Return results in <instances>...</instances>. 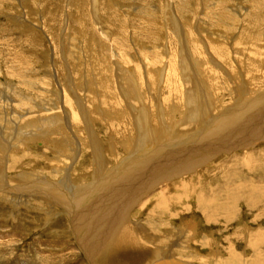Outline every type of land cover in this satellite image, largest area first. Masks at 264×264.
<instances>
[{
    "label": "rangeland",
    "instance_id": "1",
    "mask_svg": "<svg viewBox=\"0 0 264 264\" xmlns=\"http://www.w3.org/2000/svg\"><path fill=\"white\" fill-rule=\"evenodd\" d=\"M13 68L19 77L11 74ZM0 95L14 100L12 108L0 110V118L17 110L29 119V109L35 112L28 140L25 130L16 140L10 138L14 132L3 129L10 145L0 140V176L9 186L25 188L30 180L23 183L24 175L32 179L27 184L37 176L63 180L62 171L54 174L59 166L69 171L67 189L78 191L73 201L81 210L83 197L99 184L106 189L136 173L145 174L138 180L151 183L134 200L133 185L123 182L102 208L112 204L115 216L106 220L113 222L99 227L95 236L98 243L100 235L113 238V226L140 229L147 248L136 263L130 261L134 254L101 252L92 258L94 241L82 249L80 231L57 201L48 204L37 195L15 205L12 194H5L0 200V264H155L164 257L156 258L155 247L160 252L182 231L193 240L190 248L181 245L186 251L174 249L177 262L180 250L196 253L208 264L231 254L243 264L264 262V121L251 148L229 152L226 146L216 152L221 136L235 140L228 135L263 113L256 114L264 108V0H0ZM22 99L28 108H20ZM225 112L231 127L212 136L218 128L209 127L210 121ZM142 113L147 130L140 125ZM74 114L77 124L70 121ZM251 123L243 124L255 132ZM210 150L216 153L213 158H202ZM134 159L140 161L118 171ZM158 162L163 170L153 167ZM182 162L190 167L167 173ZM152 167L157 169L153 174ZM162 189L165 199L158 195ZM213 199L217 205L209 208L207 201ZM118 208L121 216L115 213ZM148 220L172 235L153 233ZM146 235L158 236L164 245L151 244ZM186 262L199 264L196 259Z\"/></svg>",
    "mask_w": 264,
    "mask_h": 264
},
{
    "label": "bare ground",
    "instance_id": "2",
    "mask_svg": "<svg viewBox=\"0 0 264 264\" xmlns=\"http://www.w3.org/2000/svg\"><path fill=\"white\" fill-rule=\"evenodd\" d=\"M51 24V23H50ZM202 28V27H201ZM36 40V39H35ZM263 52V51H262ZM209 56V55H208ZM215 57V56H214ZM159 63V62H158ZM26 66V65H25ZM204 66V65H203ZM199 68V67H198ZM20 73V72H19ZM11 74L14 76V77H19L20 75L19 74H17V69L16 68H13V70L11 71ZM22 76V75H21ZM20 79V83L21 82H23L24 83V81H23V79H21V78H19ZM131 81V80H130ZM35 83V82H34ZM50 83V82H49ZM55 83V82H54ZM133 83V82H132ZM29 84V83H28ZM32 82H31V85L30 86H32ZM45 84V83H44ZM65 84V83H64ZM20 85V84H19ZM22 85V84H21ZM51 85H53L52 83H51ZM171 85V84H170ZM61 86V85H60ZM65 86V85H64ZM173 87H174V85H172ZM202 86V85H201ZM56 87V86H55ZM31 88V87H30ZM37 88V87H36ZM40 88H41V86H40ZM53 88V87H52ZM64 88V87H63ZM181 88V87H180ZM58 89V88H57ZM56 89V90H57ZM175 89V88H174ZM35 90V89H34ZM33 90V91H34ZM37 90V89H36ZM35 92V91H34ZM39 92V91H38ZM41 92V91H40ZM176 92V91H175ZM244 92V91H243ZM57 93V92H56ZM65 93V92H64ZM172 93H174V92H172ZM16 94V92L14 93V95ZM42 94V93H41ZM62 94V93H61ZM174 94H176V93H174ZM171 95V94H170ZM1 96V95H0ZM25 96V95H24ZM20 97V96H19ZM126 97V96H125ZM18 98V97H17ZM22 98V97H21ZM24 98V97H23ZM30 98V97H29ZM28 98V99H29ZM38 98V97H37ZM49 98V97H48ZM70 98V97H69ZM123 98V97H122ZM127 98V97H126ZM31 99V98H30ZM41 99V98H40ZM124 99V98H123ZM1 101L0 102H2L4 105H1L0 104V110H2V109H4V111H6V109H8L9 110V107H13L12 106V104L10 103V102H14V100H11L10 102H9V100L8 99H4V97H2L1 99H0ZM15 100H17L18 101V99H15ZM122 100V99H121ZM127 100V99H126ZM198 100V99H197ZM30 101V100H29ZM43 101V100H42ZM58 103V102H57ZM128 103V102H127ZM203 103V102H202ZM259 103H261V101H259ZM18 104V103H17ZM20 105H21V107L20 108H24V107H26L27 105H26V99H22L21 101H20V103H19ZM118 104H119V102H118ZM199 104V103H198ZM8 105H9V107H8ZM135 105V104H134ZM254 105V104H253ZM259 105V104H258ZM264 105V104H263ZM16 106L17 105H15L14 107V109H16ZM49 106V105H48ZM116 106H118V105H116ZM260 106V105H259ZM262 106V105H261ZM41 107V106H40ZM17 108L19 109V106H17ZM26 108H28V106L26 107ZM144 108V107H143ZM189 108V107H188ZM32 109V108H31ZM31 109H29V111L27 112L29 115H30V118L29 119H24V114H22V113H19V112H15V111H17V110H13L14 112H12L13 114L12 115H6V117H1L0 118V140H4V142L6 143V144H8V145H10V142L9 141H7L4 137H3V133L4 132H7V130H8V132L10 131V132H14V137H10V138H12V139H19V135H18V133L20 132V131H22V130H25V131H27V133H25L26 134V139L28 140V138H29V136L28 135H31V134H33V132H34V129L32 128L33 127V123H35L34 122V120L32 119L33 117H31V115H33V113H35V112H32L31 111ZM34 109V108H33ZM41 109V108H40ZM51 109V108H50ZM115 109V108H114ZM203 109V108H202ZM260 109V110H259ZM28 110V109H27ZM53 110V109H52ZM116 110V109H115ZM188 110V109H187ZM257 110H259V111H257ZM3 111V110H2ZM23 111H25V110H23ZM61 111V110H60ZM75 111V110H74ZM230 111V110H229ZM228 111V112H229ZM256 111L258 112V113H256L257 115L258 114H261L262 112V115H260V116H257V117H255V116H252V118H249V119H247V120H245V122H243V123H248V122H254V123H251V124H249V125H251V127H253V129L255 130V132L252 130V129H250L249 127L250 126H245L243 123L242 124H240V126H238L235 130H234V132H233V134H230V135H228V136H232V137H234V138H236L235 140H231V139H226L227 138V136L226 135H224V136H221L220 137V141H219V143H217V144H219L217 147H216V152H221L222 150H221V148H223L224 149V147H226L225 149H228V151L229 152H231V151H237V150H240V149H245L246 147H250V146H254L255 145V143H257L256 141H258V136H255V133H256V130H257V128H259L260 127V123L262 122L263 123V121H264V108H263V106H262V108H257L256 109ZM32 112V113H31ZM148 112V111H147ZM85 113H87V112H85ZM200 113V112H199ZM4 114V113H3ZM84 114V113H83ZM143 115H144V117L141 115V118H139V119H141V123H140V125L143 123V122H145L146 120H145V117H146V113L144 114V113H142ZM174 114H175V112L173 113V116H174ZM177 114V113H176ZM159 115H161V114H159ZM166 115V114H165ZM188 115V114H187ZM226 115H228V113H223V114H221L220 116H218L219 118H215V119H213V120H211L210 121V125H209V127L211 126V125H213L214 124V126H215V124H216V128H218L217 129V131L215 132V133H213V132H211L210 134L212 135V134H222V133H225L224 131L225 130H227V128H230L231 127V124H230V121H232V120H230L229 119V117H227ZM26 116V115H25ZM51 116V115H50ZM68 116V115H67ZM76 116V114H74L73 116H72V120L70 119V121H72L71 123H73V124H77L78 123V120H76L77 118L75 117ZM186 116V115H185ZM201 116V115H200ZM199 116V117H200ZM63 117V116H62ZM88 117V116H87ZM202 117V116H201ZM55 120H57V118H54ZM163 119V118H162ZM26 120V121H25ZM48 120H49V118H48ZM53 119H51V120H49V122L50 121H52ZM89 120V119H88ZM87 120V121H88ZM41 121V120H40ZM64 121H66L65 123H67V125L70 127V123H69V120L67 121V120H65L64 119ZM75 121H76V123H75ZM136 122H137V119H136ZM157 122H158V120H157ZM175 122V121H174ZM160 123V122H159ZM192 123V122H191ZM20 124H22V125H20ZM26 124H28V125H26ZM73 124H71L72 126H73ZM84 124V123H83ZM253 124V125H252ZM62 126H63V124H61ZM89 125V124H88ZM143 125V124H142ZM159 125V124H158ZM67 126V127H68ZM76 126V125H75ZM78 126V125H77ZM134 126V125H133ZM137 126V125H136ZM208 126V125H207ZM66 127V126H65ZM246 127V128H245ZM262 127V126H261ZM30 128V129H29ZM39 128V127H38ZM62 128V133L63 132H65L66 130H64L63 131V127H61ZM60 128V129H61ZM143 129H145V130H147V127H146V123H145V125H143V127H142ZM3 129H7L6 131H4ZM28 129H29V131H31L32 133L31 134H29L28 133ZM194 129V128H193ZM206 129H208V128H206ZM54 130V129H53ZM209 130V129H208ZM247 130H250L248 133H246V134H244ZM138 131V130H137ZM205 131V130H204ZM203 131V132H204ZM231 131V130H230ZM260 131V130H259ZM83 132V131H82ZM143 133H144V131H142ZM185 132V131H184ZM37 132H35V134H36ZM66 133V132H65ZM149 133V132H148ZM160 133V132H159ZM187 133V132H186ZM35 134H34V136H35ZM40 134V133H39ZM38 134V135H39ZM83 134V133H82ZM89 135H90V133H88ZM145 134V133H144ZM151 134V133H150ZM153 134V133H152ZM123 135V134H122ZM192 135V134H191ZM208 135V134H207ZM214 135H212V136H214ZM257 135V134H256ZM136 136H138V134L136 135ZM141 136H142V133H141ZM150 136V135H149ZM153 136V135H152ZM31 137V136H30ZM91 137V136H90ZM94 137V136H93ZM154 137V136H153ZM188 137V136H187ZM217 137V136H216ZM3 138V139H2ZM195 138V137H194ZM199 138V137H198ZM25 139V138H24ZM32 139V138H31ZM76 139V138H75ZM88 139H89V137H88ZM141 139H143V138H141ZM261 139V138H260ZM155 140V139H154ZM218 140H219V138H218ZM80 141V140H79ZM95 141V140H94ZM261 142V141H260ZM89 143V142H88ZM92 143H94L93 142V140H92ZM99 143V142H98ZM140 143V142H139ZM138 143V144H139ZM226 143V145L224 146V144ZM2 144V143H1ZM0 144V145H1ZM101 144V143H100ZM141 144V143H140ZM213 144V143H212ZM15 145V144H14ZM90 145H92L91 143H90ZM99 145V144H98ZM134 145V144H133ZM6 146V145H5ZM20 146V145H19ZM93 146V145H92ZM220 146V147H219ZM25 147V146H24ZM83 147H85V145H83ZM93 147H95V146H93ZM100 147V146H99ZM81 148H82V146H81ZM147 148V147H146ZM196 148V147H195ZM251 148V147H250ZM22 150H23V148H21ZM20 149V150H21ZM90 149V148H89ZM100 150H101V148H99ZM98 149V150H99ZM150 148H148V152H150V150H149ZM17 150H18V148H17ZM91 150V149H90ZM96 150L97 149H95V152H96ZM97 150V151H98ZM146 150V149H145ZM211 150H212V148H211ZM211 150H210V152H209V154H206L205 156H203L202 158H213V155L214 154H216V153H214V152H212L211 153ZM215 150V149H214ZM24 151V150H23ZM93 151V150H92ZM259 151H261L260 149H259ZM99 153V152H98ZM4 154V153H3ZM132 154V153H131ZM131 154H129V155H131ZM192 154V153H191ZM260 154V153H259ZM10 155V154H9ZM25 155V154H24ZM212 155V156H211ZM249 155V154H248ZM261 155V154H260ZM194 156V155H193ZM101 157V156H100ZM133 157V156H132ZM246 157V156H245ZM255 157H257L256 156V154L254 155V153H253V155H252V159H254ZM260 157H262V156H260ZM174 158V157H173ZM184 158H185V156H184ZM263 158V157H262ZM1 159L2 160H0V167L1 166H3L4 165V163H2L1 161H3V159H4V156L3 157H1ZM16 159H18V158H16ZM48 159V158H47ZM126 159V158H125ZM124 159V160H125ZM142 159V158H141ZM180 159H182V158H180ZM208 159V160H209ZM234 160H238L239 158H233ZM261 159V158H260ZM70 160H72V159H70ZM131 159H129V161H130ZM190 160H191V158H190ZM240 160H243V157H241L240 158ZM255 160V159H254ZM262 160H264V159H262ZM9 161V159L7 160V161H5V166L6 167H8L9 165H10V163L8 162ZM15 161V160H14ZM140 161V159H134L133 160V162L131 161L130 163L128 162V164L126 165V166H123V169H120L121 167H119L118 169V171H121V170H124V169H129L128 167H130L131 166V164H133V165H135L136 163H138ZM244 161V160H243ZM257 161V160H256ZM57 162V161H56ZM202 162V161H201ZM204 162H206V160H204ZM13 163V162H12ZM19 163V162H18ZM196 163H198V162H196ZM15 164V163H14ZM193 164V163H192ZM250 164V163H249ZM252 164V163H251ZM234 165V164H233ZM15 166V165H14ZM161 166V167H160ZM163 165L161 164L160 165V162H158V164H156V165H154L153 167H156V168H158V167H160L162 170H163V167H162ZM172 166H173V164H172ZM252 165H250V167H251ZM261 166V165H260ZM125 167V168H124ZM151 168L150 169V173L151 174H153V173H155L156 172V170L157 169H155V168ZM180 168V167H190V166H188V164L186 163V162H182V164H180V165H178V166H173L171 169H169V171H167V173L169 174H171V170H173L174 168ZM223 167V166H222ZM131 168V167H130ZM186 168V169H187ZM55 170H54V174H55V177H57L58 176V174H56V173H58L59 172V174H62V172H63V176L61 177V178H63V180L61 179L60 181H57V182H53V181H50L48 178L49 177H44V178H41V180H39V179H37L38 178V176H37V178H36V180L37 181H34V182H32L31 184H27V183H30V181L32 180L30 177H27L28 175H24L25 177H23V180L22 181H24V180H30L29 182H27L26 183V185L24 184V186H25V188H20L19 187V185H18V188H13V187H11V186H9L10 184H9V182L8 181H6V180H4V178L2 177L1 178V176H0V200L5 196V194H7V196L6 197H8V194H12V196L13 197H11V198H9V199H11L12 200V204H15V205H20V204H24V203H28L29 202V200H31L32 198H33V196H37V198H41V199H43V200H45V201H47L48 202V204H49V200H53L54 202H58V206H61V208L63 207L64 209H65V212H67L68 214H69V216H70V218H72V221H73V225L75 226V228L77 229V232L78 231H80V232H78V235H80L81 234V236H82V238H81V240H80V245H82L81 247H82V249H86V247H89L90 246V241H91V239H92V241H96L95 240V236H97L98 235V233H96V232H98V229H99V227H101L102 225H105L107 222L108 223H112V222H109V221H107L106 219H108V218H110L111 217V215H114V214H112L111 213V207H112V204L110 203L105 209H103L102 210V208L104 207V204H105V202H109L110 201V199L112 198V200L114 199V193L116 194V192H118L119 190H120V187H121V185H123V182H125V184H132L133 185V188L131 189V191H132V193L133 192H135V195H133V197L134 198H132V199H136V200H138L139 198H140V196H143L142 194L143 193H145L146 192V190H147V187L149 186V184H151V183H149L148 181L147 182H145V181H141V180H138V179H140L141 177H145L144 175L145 174H143V173H136V176H133L131 179H129V181H119V182H112V183H108L107 185V188L106 189H104L103 188V186L104 185H106V184H99L98 185V187H96L97 188V190L94 192V191H92V190H94V189H92L91 190V193H90V195L91 196H97V195H99L100 197H96V198H92L91 196H84L83 198L85 199V206L80 210H77L76 208H75V201H73L74 199H76L75 198V196H76V193H78V191L77 190H74V189H67V180L69 181L70 179L68 178V176L67 175H69V171L67 170V169H65L64 168V170H63V168H60L59 166H57V167H55L54 168ZM180 169H182V168H180ZM252 170V169H251ZM263 170V169H262ZM62 171V172H61ZM64 171H65V173H64ZM118 171H116V172H114V173H117ZM61 172V173H60ZM0 173H1V171H0ZM164 173V172H163ZM41 174V173H40ZM176 175V174H175ZM7 176V175H6ZM40 176H42V174L40 175ZM67 176V177H66ZM96 176V175H95ZM165 176H167L166 175V173H164L163 174V176L162 177H165ZM4 177H5V175H4ZM34 177V176H33ZM161 177V176H160ZM35 178V177H34ZM33 178V180H35ZM172 178V177H171ZM170 178V179H171ZM103 180V179H102ZM110 180V179H109ZM155 180H158L157 178H155ZM26 181H24L23 183H25ZM140 182V184L142 183V185H141V187H139V185H138V183ZM159 182H161V181H159ZM97 183V182H96ZM96 183H94L93 184V187L95 186V184ZM149 183V184H148ZM9 184V185H8ZM46 184V185H45ZM72 184V183H71ZM145 184H148L147 185V187H146V185ZM80 185V184H79ZM110 185V186H109ZM43 186V187H42ZM74 186H76V185H74ZM158 186V185H157ZM182 186V185H181ZM112 187L114 188V189H112ZM116 187V188H115ZM180 187V186H179ZM100 188V189H99ZM126 188V187H125ZM177 188V187H176ZM183 188V187H182ZM21 189V190H20ZM23 189V190H22ZM101 189L103 190L104 189V191H103V193L101 194ZM175 189V188H174ZM179 189V188H178ZM108 190H110V192H107ZM262 190V189H261ZM264 190V189H263ZM81 190H79V192H80ZM128 191V190H127ZM130 191V190H129ZM130 191V192H131ZM161 191V190H160ZM214 191V190H213ZM88 192H90V191H88ZM82 193H85V192H82ZM125 193V192H124ZM87 194V193H86ZM106 194V195H105ZM119 194V193H118ZM39 195H42V196H39ZM103 195H105L106 197L104 198L103 197ZM128 195V194H127ZM159 195V197H162L163 199H165L164 198V192H163V189H162V193H161V195L160 194H158ZM212 196H214L213 195V193H212ZM16 197V198H15ZM21 197V199H19ZM80 197V196H79ZM117 197V196H116ZM119 197V196H118ZM132 197V196H131ZM131 197H130V199H131ZM5 199H7V198H5ZM94 199H96V200H94ZM160 199V198H159ZM4 200V199H3ZM82 200V199H81ZM94 200V201H93ZM2 201V200H1ZM52 201V202H53ZM86 201H87V203H86ZM92 201V203H90ZM53 202V203H54ZM116 202V201H115ZM120 203H121V201H119ZM207 202H209L208 203V207L210 208L211 206L212 207H216V205H217V199H213L212 201L210 200V201H207ZM206 202V203H207ZM211 202V203H210ZM252 202V200H250V202L249 203H251ZM117 203V202H116ZM164 203H166V202H164ZM54 204H56V203H54ZM252 204H253V202H252ZM165 205V204H164ZM205 205V200H203V204H202V206H204ZM130 206V205H129ZM198 206H201V204H200V202H199V204H198ZM219 206V205H218ZM127 207V206H126ZM206 207V206H205ZM129 208V207H128ZM208 208V209H209ZM218 208V207H217ZM58 209V208H57ZM113 209V208H112ZM160 209V208H159ZM207 209V208H206ZM41 210V209H40ZM113 212V211H112ZM115 213H118L119 214V216H121L120 214V211H119V208L116 210V212ZM216 213H217V211H216ZM117 214V215H118ZM123 214V213H122ZM115 216V215H114ZM97 218V219H96ZM114 218V217H113ZM118 218V217H117ZM121 218V217H120ZM154 218V217H153ZM155 220V219H154ZM116 222V221H115ZM118 223V222H117ZM121 224V223H120ZM147 224L149 225V227L153 230V233H159V232H162V234H163V231L161 230V228L159 227V226H157V224L155 223V222H153V220H148V222H147ZM107 226V225H106ZM161 226V225H160ZM113 227H115L114 229H111V230H117L116 231V233L114 234V232H113V234H114V236H113V238H111L109 241H107V239L109 238V237H111V236H109V233L107 234L108 235V237L107 238H104L103 237V235L101 236H98L99 238L97 239V240H99L100 242H98L97 243V241H96V245H95V243L93 242V246H92V250H91V253H90V255H91V257L93 258V257H97V256H99V254L101 253V252H103V254H105V253H108V252H112V254L115 256V257H121V256H126V255H130V254H134V256H133V260H130L131 261V263H136L135 261H134V259L137 257V255H140V254H143V251H144V249H146L147 248V245L145 244V243H143L142 241H141V235H142V231L140 230V229H137V228H135V227H129V228H123L124 226H121V227H116V226H113ZM138 227V226H137ZM165 227V226H164ZM110 228H111V226H110ZM149 228V229H150ZM85 230V231H84ZM110 230V231H111ZM83 231H84V233H83ZM144 231V230H143ZM169 232H165L164 234L166 235V236H171L172 235V233L170 232V230H168ZM105 232V231H104ZM102 234V233H101ZM163 234V235H164ZM173 234H174V232H173ZM181 234L182 235H178V236H176L175 234L174 235H172L170 238H175V241H173V242H170V244L168 243L167 244V246L165 247H161L160 249V252H159V249H158V247H155V248H157V250L155 249V251H156V258H158L159 256H161L162 257V255H164V257L162 258V260L163 261H160L161 259H160V257L157 259V261L155 262V264H188L186 261L187 260H192V259H196V260H199V264H208L207 263V261L205 260V258H201V257H199V255H197L196 253H184V252H182L181 250H180V253L179 254H177V256H178V258H180L179 259V261L177 262V260H175L176 258H175V253H174V249L175 248H180V249H186V248H188L190 245H189V243H192L191 242V240H193V239H190L189 237H187L186 236V234H185V232L184 231H182L181 232ZM147 236V235H146ZM158 237V236H157ZM152 238V237H150V236H147V241L148 242H150L151 244H153V245H157L158 243L159 244H163L165 241L164 240H160V238ZM115 238H117V239H115ZM189 238V239H188ZM260 238V237H259ZM258 238V239H259ZM102 239H104V240H102ZM106 239V240H105ZM143 239H145V238H143ZM183 239H185V240H183ZM254 240L253 241H255L256 240V238H253ZM261 239V238H260ZM114 241L116 242L115 244H113L114 243ZM144 241V240H143ZM204 242V241H203ZM209 242V241H208ZM207 242V243H208ZM256 242V241H255ZM253 243V242H252ZM183 244H186L188 247H182L183 246ZM255 244V243H254ZM257 244V243H256ZM89 245V246H88ZM150 245V244H149ZM164 245V244H163ZM166 245V244H165ZM182 245V246H181ZM258 246V245H257ZM149 247V246H148ZM203 247V246H202ZM90 248V247H89ZM190 248V247H189ZM149 249H150V247H149ZM102 250V251H101ZM151 250H153V249H151ZM178 250V249H177ZM187 250V249H186ZM185 250V251H186ZM190 250V249H189ZM147 251V250H146ZM145 252V251H144ZM148 252H149V250H148ZM260 252V251H259ZM113 255H111V256H113ZM104 256V255H103ZM102 256V257H103ZM110 256V258H112ZM174 256V257H173ZM257 256V255H256ZM141 258H142V256H140ZM260 257V256H259ZM129 258V257H128ZM113 260H114V258H112ZM131 259V258H130ZM139 259V258H138ZM228 259H230V261L228 260ZM228 259H223V260H219V262L217 263V264H243V262L242 261H240V258H236L235 256H233V254H231V256L228 258ZM258 259V258H257ZM135 260H137V258L135 259ZM142 260V259H141ZM140 260V261H141ZM228 260V261H227ZM118 260H116L115 261V263L117 262ZM126 261V260H125ZM129 261V260H128ZM218 261V260H217ZM254 261V262H253ZM250 264H264V262L263 261H259L258 262V260L256 261V260H253ZM121 263V262H120ZM139 263H141V262H139ZM154 264V263H153ZM191 264V263H190Z\"/></svg>",
    "mask_w": 264,
    "mask_h": 264
}]
</instances>
